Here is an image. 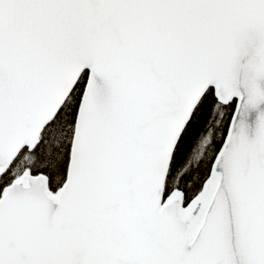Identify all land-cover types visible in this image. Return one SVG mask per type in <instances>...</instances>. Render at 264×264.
Listing matches in <instances>:
<instances>
[{
	"label": "snow or ice",
	"instance_id": "6c2138e0",
	"mask_svg": "<svg viewBox=\"0 0 264 264\" xmlns=\"http://www.w3.org/2000/svg\"><path fill=\"white\" fill-rule=\"evenodd\" d=\"M0 264H264V0H0Z\"/></svg>",
	"mask_w": 264,
	"mask_h": 264
}]
</instances>
